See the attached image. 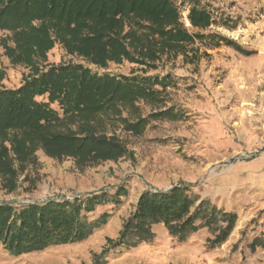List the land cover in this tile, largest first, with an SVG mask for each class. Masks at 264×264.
I'll return each instance as SVG.
<instances>
[{"label": "trees", "instance_id": "16d2710c", "mask_svg": "<svg viewBox=\"0 0 264 264\" xmlns=\"http://www.w3.org/2000/svg\"><path fill=\"white\" fill-rule=\"evenodd\" d=\"M188 19L198 32L184 28L171 0H0V31L7 32L12 42L8 46L3 41L4 55L12 65L29 71L18 88L7 89L1 85L5 72L0 68L2 188L14 192L20 176L28 180L27 171L37 166L39 150L59 161L71 159L83 171L131 155L117 130L140 136L151 120L175 116L173 109L145 117L139 114L140 101L153 100L157 87L172 86L169 76L99 74L81 64H49L48 53L56 45L67 55L104 70L110 63L125 62L154 70L163 58L178 56L195 62L197 41L216 39L218 46V40L225 39L200 33L213 24V18L196 3ZM225 44L244 55L252 54L231 41ZM125 194L119 187L112 194L101 191L83 199L33 203L18 209L2 203L0 244L20 255L81 243L111 217L105 212L90 219L89 214L107 202L118 205ZM190 194L191 185L185 183L167 191L142 193L118 237L107 239L109 248L103 253L151 243L156 225H162L179 243L206 227L213 236L207 240L208 249L220 247L232 233L237 215L209 201L197 203L198 198ZM250 247L254 249L255 242ZM92 264L104 263L98 257Z\"/></svg>", "mask_w": 264, "mask_h": 264}, {"label": "rangeland", "instance_id": "374dc122", "mask_svg": "<svg viewBox=\"0 0 264 264\" xmlns=\"http://www.w3.org/2000/svg\"><path fill=\"white\" fill-rule=\"evenodd\" d=\"M180 22L196 33L188 19L193 3L207 10L213 24L203 33L225 40L197 41L195 62L162 59L154 70L123 63L104 69L69 56L56 45L47 63H74L99 74L169 76L172 86L158 91L150 101L138 103L140 116L173 109V118L151 120L140 136L117 134L126 142L130 156L79 171L73 160H56L42 151L36 153L37 166L20 176L18 188L7 192L0 183V204L18 209L23 205L48 201L83 199L101 191L126 194L118 205L107 202L89 214L95 219L108 212L111 217L100 230L81 243L51 246L41 252L15 255L0 244V264H92L98 257L104 264H264V0H171ZM9 34L0 31V68L5 72L1 85L16 89L28 69L14 66L4 55L2 43L12 46ZM38 101H45L38 98ZM57 110V106L53 105ZM178 114V115H177ZM133 119V117L131 118ZM185 183L191 196L209 201L237 215L227 241L213 250L207 240L213 236L199 228L184 243L172 238L162 225L153 227L151 243L135 248L110 249L123 221L135 210L146 191H167ZM200 222H197V225ZM255 242V248L250 244ZM103 253V254H102Z\"/></svg>", "mask_w": 264, "mask_h": 264}, {"label": "crops", "instance_id": "0c3cea01", "mask_svg": "<svg viewBox=\"0 0 264 264\" xmlns=\"http://www.w3.org/2000/svg\"><path fill=\"white\" fill-rule=\"evenodd\" d=\"M40 264H48V261H46V262H43V263H40Z\"/></svg>", "mask_w": 264, "mask_h": 264}]
</instances>
